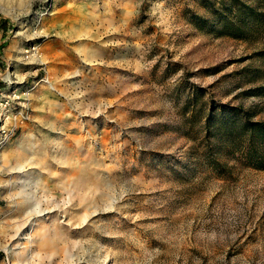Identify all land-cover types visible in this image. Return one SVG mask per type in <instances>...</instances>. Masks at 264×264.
Returning <instances> with one entry per match:
<instances>
[{"label":"rangeland","instance_id":"1","mask_svg":"<svg viewBox=\"0 0 264 264\" xmlns=\"http://www.w3.org/2000/svg\"><path fill=\"white\" fill-rule=\"evenodd\" d=\"M248 120L264 0H0V264H264Z\"/></svg>","mask_w":264,"mask_h":264},{"label":"trees","instance_id":"2","mask_svg":"<svg viewBox=\"0 0 264 264\" xmlns=\"http://www.w3.org/2000/svg\"><path fill=\"white\" fill-rule=\"evenodd\" d=\"M246 117L247 118H250V116L248 114H246ZM247 124H248L249 128H251V130L261 131V132L264 133V120H262V121H258V120H255V121L248 120L247 121ZM248 158L249 159H252L251 155H248ZM252 162H254V164H256V166L264 167V163L261 161V158L260 157H254V159H252Z\"/></svg>","mask_w":264,"mask_h":264},{"label":"bare ground","instance_id":"3","mask_svg":"<svg viewBox=\"0 0 264 264\" xmlns=\"http://www.w3.org/2000/svg\"><path fill=\"white\" fill-rule=\"evenodd\" d=\"M37 51V50H36ZM18 161V160H17ZM17 166H19V165H17ZM19 167H21V166H19ZM19 172V171H18ZM31 195V194H30ZM33 195V194H32ZM33 197V196H32ZM32 199V198H31ZM24 200V199H23ZM34 200V199H33ZM36 200V199H35ZM27 201V200H26ZM31 202H34V201H31ZM36 202V201H35ZM27 205H29L28 203H26ZM33 204V203H32ZM36 203H34L33 205H35ZM38 204V203H37ZM33 205L31 206V207H33ZM30 206V205H29ZM36 206V205H35ZM40 206V205H39ZM22 207V206H21ZM20 207V208H21ZM27 207V206H26ZM19 208V209H20ZM25 208V207H24ZM35 208V207H34ZM27 209V208H26ZM31 209V208H30ZM33 209V208H32ZM36 209V208H35ZM37 210V209H36ZM20 211H22V210H20ZM23 211H24V209H23ZM28 211H30V210H28ZM40 211H41V209H40ZM43 211V210H42ZM25 212V211H24ZM36 212H38V211H36ZM30 213V212H29ZM32 213H34V211L32 212ZM35 215H36V213H35ZM29 216V215H28ZM46 237V236H45ZM47 241V240H46ZM51 241H52V239H51ZM4 251H5V253H7V250H6V248H5V246L2 248Z\"/></svg>","mask_w":264,"mask_h":264}]
</instances>
